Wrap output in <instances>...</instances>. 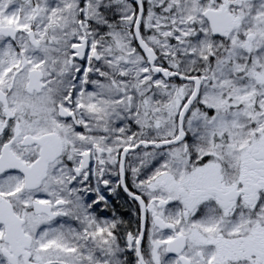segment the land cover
I'll return each instance as SVG.
<instances>
[{"label": "snow or ice", "instance_id": "1", "mask_svg": "<svg viewBox=\"0 0 264 264\" xmlns=\"http://www.w3.org/2000/svg\"><path fill=\"white\" fill-rule=\"evenodd\" d=\"M0 264H264V0H0Z\"/></svg>", "mask_w": 264, "mask_h": 264}, {"label": "flooded vegetation", "instance_id": "2", "mask_svg": "<svg viewBox=\"0 0 264 264\" xmlns=\"http://www.w3.org/2000/svg\"><path fill=\"white\" fill-rule=\"evenodd\" d=\"M117 207H119V206L117 205ZM120 212L125 215V218H127L128 212L126 209L120 208Z\"/></svg>", "mask_w": 264, "mask_h": 264}]
</instances>
